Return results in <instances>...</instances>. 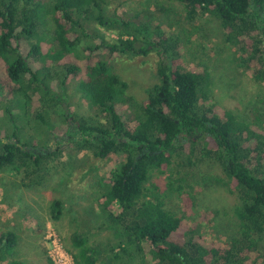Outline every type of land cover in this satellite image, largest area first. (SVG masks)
I'll return each mask as SVG.
<instances>
[{"label":"trees","instance_id":"1","mask_svg":"<svg viewBox=\"0 0 264 264\" xmlns=\"http://www.w3.org/2000/svg\"><path fill=\"white\" fill-rule=\"evenodd\" d=\"M154 2L165 13L179 5L177 12L188 21L215 16L226 42L238 50V64L264 83V0ZM108 4L0 0V98L8 97L4 115L11 125L4 129L2 123L0 128V170L21 172L25 187L48 179L64 148H40L52 134L50 116L63 100L61 93L70 79L78 78V88L95 114H70L67 143L98 159L113 154L124 159L98 181L101 188L95 194L96 215L120 239L114 244L94 242L87 232L75 229L69 236L75 264H264V127L225 108L217 110L209 96L208 71L182 64L179 35H166L162 25L138 11L107 17ZM89 21L114 29L117 37L82 44L92 37L84 26ZM152 50L161 55L158 78L144 99L133 101L130 82L118 71L119 58ZM36 95L39 106L30 119ZM68 114L64 108L65 121ZM32 123L48 126L44 139L28 133ZM205 158L222 165L238 197L234 212L239 234L225 243L205 239L195 225L185 228L196 203L188 167ZM173 198L184 211L167 206ZM64 212V201L54 198L50 218L59 221ZM17 241L16 233L0 232V264H33L13 257Z\"/></svg>","mask_w":264,"mask_h":264},{"label":"rangeland","instance_id":"2","mask_svg":"<svg viewBox=\"0 0 264 264\" xmlns=\"http://www.w3.org/2000/svg\"><path fill=\"white\" fill-rule=\"evenodd\" d=\"M178 6L175 5L174 11L165 13L154 0H109L107 7L111 14L107 13V17H113L112 13L116 11L118 14L138 11L162 25L166 35H179L184 43L182 64L208 71L211 80L209 96L218 104L217 110L225 108L264 127V83L257 81L251 72L238 64V50L226 42L215 16L198 15L194 21H188L177 12ZM84 26L92 37L84 39L82 44H96L101 37H117L114 29L96 21L84 22ZM40 30L44 32L42 27ZM119 59L118 71L130 82L129 94L133 95V101L139 102L146 97V89L158 78L157 64L161 55L152 50L148 55ZM79 63L85 66L84 61ZM32 64L35 67L40 65L38 62ZM77 81L78 78L70 79L65 92L61 93L63 100L51 113L52 134L43 144L44 148H40L42 144H35L40 149L55 145L64 148L60 158L50 166L48 179L42 185L25 187L21 172L11 167L0 170V232L16 233L18 241L13 257L33 264H75L69 236L77 228L87 232L94 242L114 244L120 239L112 230L103 227L96 215L95 194L101 188L98 181L107 177L124 155L113 154L106 159H98L88 150H77L65 139L68 131L66 122H73L72 112L89 117L95 114L91 103L82 96ZM7 100V96L0 98L1 129L2 123L4 129L11 127L4 115ZM38 106L36 95L33 109L29 111L30 119ZM64 108L69 111L66 121ZM32 125L28 133L38 135L39 140L44 139L48 126ZM188 169L190 182L195 187L196 203L191 205L192 211L185 220V228L195 225L205 239L222 243L237 238L239 224L234 211L238 197L222 165L215 159L205 158ZM154 181L159 182L160 179ZM54 198H60L65 204L64 216L59 221L50 218V205ZM167 206L177 212L184 211V205L175 198L169 199ZM260 246L264 253V237L260 239Z\"/></svg>","mask_w":264,"mask_h":264}]
</instances>
